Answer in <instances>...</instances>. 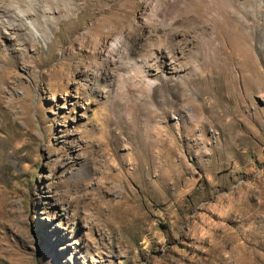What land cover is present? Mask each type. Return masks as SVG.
I'll list each match as a JSON object with an SVG mask.
<instances>
[{
	"label": "rangeland",
	"instance_id": "rangeland-1",
	"mask_svg": "<svg viewBox=\"0 0 264 264\" xmlns=\"http://www.w3.org/2000/svg\"><path fill=\"white\" fill-rule=\"evenodd\" d=\"M244 2L0 0V264H264Z\"/></svg>",
	"mask_w": 264,
	"mask_h": 264
},
{
	"label": "bare ground",
	"instance_id": "bare-ground-1",
	"mask_svg": "<svg viewBox=\"0 0 264 264\" xmlns=\"http://www.w3.org/2000/svg\"><path fill=\"white\" fill-rule=\"evenodd\" d=\"M54 2H56V3H58L60 6H61V12H63V13H70V12H72L73 11V9L72 8H70L69 7V0H54ZM234 2V1H233ZM26 3L28 4V7H26V9L24 10V9H22L21 7L24 5V4H20L19 5V3H16V15H17V17L19 18V20H26L27 19V11L29 12V10H31V12H34V13H36V11H39V9L37 8H35L36 7V5H37V3H36V0H26ZM229 3V2H228ZM243 4H245V6L246 7H244V9L245 8H249L250 10L248 11L250 14H252L255 10H257V15L259 14L260 16L261 15H263V13H264V0H245V2L243 3ZM257 5H260L259 6V9H256L258 6ZM244 6V5H243ZM231 9V8H230ZM44 10V9H43ZM234 10V9H233ZM241 10V9H240ZM230 11V10H229ZM0 12H2V14H5V13H8L9 11L6 9V8H4V9H1L0 8ZM231 12V11H230ZM234 12V11H233ZM234 13H236V12H234ZM255 13H256V11H255ZM30 14V13H29ZM48 14H51V8H49V9H46V10H44V14H43V16H47ZM230 14V13H229ZM228 14V15H229ZM31 15V14H30ZM231 15V14H230ZM33 16V18L35 19V21L33 20V21H28L27 22V25H29V26H31L34 30L38 27V24H37V22H39V20H37L36 18V15H32ZM256 19V18H255ZM44 22L45 23H49L50 22V20H46V19H44ZM40 25V24H39ZM3 25H1V27H2ZM17 27H14V28H12V30L13 29H16ZM36 31V30H35ZM132 34H134V33H130V35H132ZM131 37V36H130ZM116 46V44L114 45V47ZM147 65H149L148 64V62H146L145 64L143 63L142 64V67L143 68H149V67H147ZM139 68H141V67H136V69L137 70H139V71H141V69H139Z\"/></svg>",
	"mask_w": 264,
	"mask_h": 264
}]
</instances>
